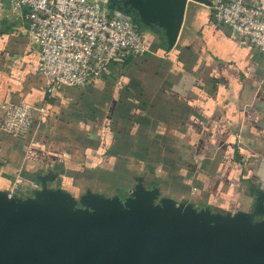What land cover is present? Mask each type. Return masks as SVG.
<instances>
[{"label": "crops", "instance_id": "crops-1", "mask_svg": "<svg viewBox=\"0 0 264 264\" xmlns=\"http://www.w3.org/2000/svg\"><path fill=\"white\" fill-rule=\"evenodd\" d=\"M209 1H188L171 49L162 30L149 29L145 53L51 97L24 13L5 3L0 192L21 177L13 196L35 205L53 196L74 211L141 203L163 214L264 226V54L217 24ZM22 102L33 107L32 130L3 131L2 105Z\"/></svg>", "mask_w": 264, "mask_h": 264}, {"label": "water", "instance_id": "water-1", "mask_svg": "<svg viewBox=\"0 0 264 264\" xmlns=\"http://www.w3.org/2000/svg\"><path fill=\"white\" fill-rule=\"evenodd\" d=\"M188 1L115 0L125 12L115 15L136 14L138 23L131 20L144 32L162 30L171 49ZM49 200L40 206L0 192V264H264V226L209 213L163 214L141 203L122 209L97 202L89 212Z\"/></svg>", "mask_w": 264, "mask_h": 264}, {"label": "built area", "instance_id": "built-area-1", "mask_svg": "<svg viewBox=\"0 0 264 264\" xmlns=\"http://www.w3.org/2000/svg\"><path fill=\"white\" fill-rule=\"evenodd\" d=\"M23 12L31 43L39 48L37 71L47 97L65 87L86 88L116 60L147 51L145 32L129 18L112 14L105 0H0ZM212 17L237 41L264 54V0H211ZM1 129L28 134L34 125L29 103L3 104ZM40 110L45 112L44 107ZM21 177L9 191L13 196Z\"/></svg>", "mask_w": 264, "mask_h": 264}, {"label": "rangeland", "instance_id": "rangeland-1", "mask_svg": "<svg viewBox=\"0 0 264 264\" xmlns=\"http://www.w3.org/2000/svg\"><path fill=\"white\" fill-rule=\"evenodd\" d=\"M107 2V0L105 1V6L108 8V10H110L111 11V13L112 14H115V12L116 13H123L124 11H122V10H119V11H116L117 9V7L119 8L120 7V5H117L116 4V2H115V0H108V2ZM117 6H115V5ZM125 13V12H124ZM126 15H128L134 22H136V23H138L137 22V16H136V14H132L131 12H126Z\"/></svg>", "mask_w": 264, "mask_h": 264}, {"label": "trees", "instance_id": "trees-1", "mask_svg": "<svg viewBox=\"0 0 264 264\" xmlns=\"http://www.w3.org/2000/svg\"><path fill=\"white\" fill-rule=\"evenodd\" d=\"M140 30L144 31L143 29L139 28Z\"/></svg>", "mask_w": 264, "mask_h": 264}]
</instances>
